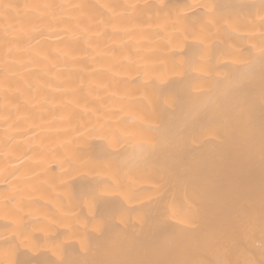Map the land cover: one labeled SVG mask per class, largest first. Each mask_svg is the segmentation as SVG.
<instances>
[{
  "label": "bare ground",
  "instance_id": "1",
  "mask_svg": "<svg viewBox=\"0 0 264 264\" xmlns=\"http://www.w3.org/2000/svg\"><path fill=\"white\" fill-rule=\"evenodd\" d=\"M0 264H264V0H0Z\"/></svg>",
  "mask_w": 264,
  "mask_h": 264
}]
</instances>
